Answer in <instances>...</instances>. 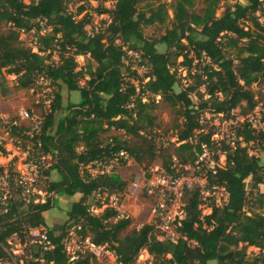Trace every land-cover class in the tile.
Wrapping results in <instances>:
<instances>
[{
    "label": "trees",
    "instance_id": "obj_1",
    "mask_svg": "<svg viewBox=\"0 0 264 264\" xmlns=\"http://www.w3.org/2000/svg\"><path fill=\"white\" fill-rule=\"evenodd\" d=\"M71 1L0 0V24L8 25L6 32L0 31V74L16 75L18 89L34 86L38 77L53 87L50 109L43 115L33 140L50 154V170L58 175L57 180L49 182L48 191L76 199L66 212L65 223L80 222L81 232L88 230L96 243L115 244L124 261L145 247L155 259L169 264H256L259 258L249 261L246 247L264 250V214L249 205H255V209L264 207V190L259 188L264 184V162L249 154L247 145L259 140L264 148V131L256 133L249 123H240L235 130V146H223L225 167L209 174L207 180L225 187V206L213 207L201 220L197 186L185 192L180 231L186 239L177 243L149 240L148 224L122 235L131 219L115 218L116 212L111 208L91 214L88 209L94 192L100 188L120 192L125 183L115 173L91 176L84 166L111 159L120 150L136 158L141 154V149L120 136L107 135L102 139L101 135L111 129L123 130L128 137L142 138L141 132L151 134L144 140L147 151L152 152L154 141L149 129L157 118L156 95L181 118L174 127L175 141L169 144L172 153L163 154V165L168 171H172V156L182 164H191L201 153L202 144L214 145L212 130L205 131L201 122L204 111L228 115L241 102H245L247 112L251 111L258 103L251 86L264 81V23L257 15L264 14L263 0H236L219 16L215 15L219 0H203L201 13L195 11V0H177L174 24L153 40L143 36L142 26L164 21V3L139 6L144 0H115L111 6L100 5L97 11L107 14L106 25L89 34L86 25L90 14L79 17L85 6L73 11ZM244 21L250 25H244ZM41 27L49 30L36 34L37 52H33L22 44L19 30L38 32ZM157 44H163L166 50L159 51ZM130 50L139 54L138 65L148 67L146 74L140 76L133 69L125 75L128 67L124 60ZM54 54L57 60L50 61ZM79 55L88 58L84 67L78 66ZM179 56L180 64L186 67L194 59L207 62L200 66L201 73L193 75V84L176 91L180 77L174 65ZM4 84L2 78L0 90L6 94ZM201 85L208 94L206 99L198 91ZM64 87L69 93L78 92V101L68 99L63 104ZM192 93L199 96V103L193 101ZM58 111L62 115L56 119ZM13 129L14 133L16 127ZM166 149L160 148L159 154ZM56 200L26 205L20 211L12 205L9 209L0 207V240L19 230L22 223H45V213L55 206ZM262 256L260 261L264 260V252Z\"/></svg>",
    "mask_w": 264,
    "mask_h": 264
},
{
    "label": "built area",
    "instance_id": "obj_2",
    "mask_svg": "<svg viewBox=\"0 0 264 264\" xmlns=\"http://www.w3.org/2000/svg\"><path fill=\"white\" fill-rule=\"evenodd\" d=\"M86 3L91 7L88 0ZM100 5L103 4L99 3ZM98 29H87V32L93 34ZM48 30L41 27L38 32L31 31L36 41V34H44ZM19 33L25 35L27 31L20 29ZM263 105V103L256 104L252 110L257 113L255 107L261 108ZM33 117L26 110L18 113V118L21 120H31ZM254 118V115H248L243 118V121L251 125ZM41 122L42 118L37 117L32 127L17 126L16 122H13L0 128V157L4 159L0 163V207L2 209H9L12 205L20 211L26 205L43 203L56 194L48 191L52 158L41 149L39 142L33 140L39 132ZM13 127H16L14 133ZM21 127L23 131L19 130ZM141 133L144 135V132ZM146 134L149 138L151 137L148 133L144 136ZM19 135L28 138L31 146L23 144ZM152 135L154 144L158 145V151L168 146V139L163 135L156 132ZM213 143L211 147L202 144L201 153L191 164H182L172 156V171H168L164 166H147L143 170L140 176L142 188L144 195L150 201L149 221L145 223L150 226L149 240L177 243L181 238L186 239L180 227L185 216V192L193 187L197 186L198 199L202 196L203 202L210 207L209 209L226 205L228 192L225 187L209 184L207 180L209 174H214L218 168H222L216 162L219 144L216 141ZM229 144V147H234L235 141ZM129 157L125 150H120L113 158L94 161L86 168L91 176L110 173L114 164L128 162ZM119 194L118 191L108 192L102 188L98 189L90 197L89 212L94 214L93 209H97L96 207L99 206L97 202H99L104 209H113L116 212L115 218L129 217L119 207ZM204 216L205 214H200V219L202 220ZM60 226L51 228L46 223L34 226L22 223L19 230L13 231L0 240V264H169L163 259H155L145 247L141 248L131 260L124 261L115 244L96 243L88 230L81 232L80 222H64L62 227ZM59 235H61L60 239L55 241ZM57 247H59L58 251H56Z\"/></svg>",
    "mask_w": 264,
    "mask_h": 264
},
{
    "label": "rangeland",
    "instance_id": "obj_3",
    "mask_svg": "<svg viewBox=\"0 0 264 264\" xmlns=\"http://www.w3.org/2000/svg\"><path fill=\"white\" fill-rule=\"evenodd\" d=\"M86 1L72 0L70 6L72 10L75 11L81 5H85V10L80 14L79 17L86 13H89L90 11L91 15H89V21L87 24L88 30L105 27L106 23H104V20H107V14H101L97 11V8L99 7V3H102L105 7L111 6L113 5L115 0H88L91 7H94L93 9L88 6ZM176 1L177 0H144L139 3V6H142L147 2H151L155 5L164 3L166 5L167 10V15H164V21L162 23L155 22L154 24H145L142 26V33L144 37L148 38L149 40L158 39L161 35L165 33L166 29L172 27V25L174 24V7ZM235 1L236 0H219L215 15H221L224 9L230 4H233ZM24 2L28 3L30 2V0H24ZM239 2L245 3L244 0H239ZM262 6L264 7V0L262 1ZM203 7V0H195L196 12L201 13ZM257 15L261 23H264V14L261 15V13L258 12ZM243 24L248 26L250 25V22L244 21ZM7 30L8 25L1 23L0 31L6 32ZM19 39L21 40L24 46L33 47L34 34L32 31L27 32L25 35H21L19 33ZM221 39L222 41H225L224 37H222ZM156 46L159 51L166 50L163 44H157ZM226 50L229 52V54L233 51L231 48H227ZM32 51H36V47H33ZM189 56H192V54L190 53ZM76 59L79 67H84L88 62V58L84 56H78ZM51 60H57L55 54L51 57L50 61ZM181 61L182 56L177 57L174 65V68L177 70V74L180 77V85L175 87L176 91L179 90V88L193 84V75L195 73H201L202 70L200 69V66L207 62L202 61V59H194L191 63V66L186 67L183 64H180ZM139 62V54H134L132 50L127 51L124 63L128 68L125 70V75L130 73L133 69H135L140 76L146 74L148 72V67L138 65ZM2 73L0 74V81L2 78L5 79L4 85L5 87H7V93L3 94L0 90V128H4L5 125L13 124V122H16L15 124L17 126L32 127L33 125H35L34 120L37 117L43 118V115L49 111V103L50 100H52L53 96V87L49 86L48 81H45L41 77H38L34 86L26 89H18L15 86L17 76L13 74H7L5 72ZM251 88L254 92L255 98L258 101L257 104H264V81L259 80L258 82L253 83ZM198 91L203 94L202 99L208 98V94L204 90V85L199 86ZM61 94L63 97V104H66L68 99H73L72 93H69L65 87L61 89ZM190 95L195 103L200 102L199 96L197 94L192 93ZM74 97L76 99H79L78 94H75ZM143 100H145V98H143ZM154 100L157 104V107L155 109V114L157 118L154 123L155 126L152 129H148L152 133H160L166 139H168V146L166 147L167 149L165 148L166 151H163L162 155L159 154L157 144H154V149L152 152L147 151L146 147L148 143L146 140H144L145 137L147 139L149 138L147 134L146 136L142 135V138L140 136L128 137V135H125L123 131L109 130L101 135L102 139H104L107 135L120 136L121 138L126 139L129 145L142 150L141 154H138L137 158L136 156L128 154V156H130L129 158H127L129 159L128 162L114 164V171L112 169L110 171V173H115L119 177H121L125 183L123 190L119 192V207H121L123 211H125V213L131 218V223L123 232H121L122 235L130 233L134 229L140 228L142 224H145L149 221L148 213L150 201L144 195V190L142 188V180L140 179V176L142 175L143 170L146 169L145 167L147 166H164L163 161H165L166 158H164L163 154L172 153L171 146L169 144L172 143V141H175L174 133L176 129H174V127L181 120L176 110L170 107L166 102L162 101L159 95L155 96ZM245 105V102H241V104L232 109L228 115L223 113L216 114L210 111H204L202 113L201 122L205 125V131L206 129H211L213 132L211 139L219 144L217 145L218 151L216 152V162L221 167H225L226 164V150H223V146L230 145L229 143L231 141H235V130L240 123H244V117L248 115H254L255 118L251 123L252 128L255 129L256 133L258 131H264V105L261 108H258V106L255 107L257 113H255L253 110L247 112ZM22 110H26L31 113L34 116L33 119L21 120L20 118H18V113ZM61 115L62 112L58 111L55 115V118L57 119ZM18 137L23 140V144L31 146V141L28 140V138L22 137L21 135H19ZM260 143L261 142L259 140L255 141V143L250 142L247 145V148L249 154L258 156L261 162H264V148L262 147V145H260ZM241 145L243 146L245 145V143H241ZM78 150H81V147ZM3 161L4 159L0 158V163H2ZM57 179V173L54 170H50L49 181ZM259 188L261 191H263L264 184H261ZM58 197L59 196L57 194H54V196L50 198L57 199L56 204L55 206L49 208V210L45 213V223L51 228H58L66 221V212L70 207V204L72 203L73 199L72 197H65L64 195L59 198ZM198 201V206L200 208L201 215L209 214L211 212V209H209L210 207H207L206 204L203 202L202 196L199 197ZM249 206L254 211L261 212L262 214H264V207L262 209H255L253 208L255 207V205L252 206L250 204ZM96 208L97 209H93L95 215L100 214L104 209V207L100 205ZM263 252L264 250H261L260 248L255 246L246 247V255L249 261H251L253 258H259V261L256 264H264V260L260 261V258H263ZM208 264H215V262H209Z\"/></svg>",
    "mask_w": 264,
    "mask_h": 264
},
{
    "label": "crops",
    "instance_id": "obj_4",
    "mask_svg": "<svg viewBox=\"0 0 264 264\" xmlns=\"http://www.w3.org/2000/svg\"><path fill=\"white\" fill-rule=\"evenodd\" d=\"M33 41H35V38L33 39ZM29 47L31 48L32 46H29ZM33 47H36V41H35V45H33ZM33 47L31 48V50L33 49ZM34 52H37V47H36V51H34ZM79 56H80V55H79ZM77 57H78V56H77ZM77 57H76V58H77ZM84 57H85V56H84ZM76 60H77V59H76ZM21 91H22V90H21ZM71 93H72V95H73V99H72V98H71V99H72L73 101H78V99H76V98L74 97L75 94H78V92H71ZM78 95H79V94H78ZM112 130L115 131V129H111V131H112ZM0 158L3 159L2 157H0ZM108 160H109V159H108ZM88 166H89V164L86 165V166H84V168L87 170L86 167H88ZM114 167H115V166H113V169H112L113 171H114ZM120 178H121V177H120ZM121 179H122V178H121ZM59 197H61V196H59ZM59 197H58V198H59ZM65 197H68V196H65ZM73 200H76V199L73 198L72 201H73ZM130 219H131V218H130Z\"/></svg>",
    "mask_w": 264,
    "mask_h": 264
}]
</instances>
